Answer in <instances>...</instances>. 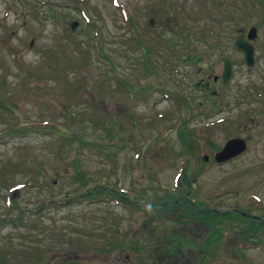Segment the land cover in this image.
<instances>
[{
  "label": "rangeland",
  "instance_id": "374dc122",
  "mask_svg": "<svg viewBox=\"0 0 264 264\" xmlns=\"http://www.w3.org/2000/svg\"><path fill=\"white\" fill-rule=\"evenodd\" d=\"M234 137L247 150L217 162ZM178 189L264 222V0H0V263L213 264ZM241 247L216 264H264Z\"/></svg>",
  "mask_w": 264,
  "mask_h": 264
},
{
  "label": "trees",
  "instance_id": "16d2710c",
  "mask_svg": "<svg viewBox=\"0 0 264 264\" xmlns=\"http://www.w3.org/2000/svg\"><path fill=\"white\" fill-rule=\"evenodd\" d=\"M210 32H211L210 34H212V38H213L214 32H212V30ZM188 39H190L189 35L187 36L185 41H187ZM216 39H217V37L215 38V40ZM210 43H212V42H210ZM186 55L187 56L188 55L191 56V54L189 52H187ZM121 81L122 82L120 84H122L123 88L129 90L131 86L128 87V83H126L124 80H121ZM123 81H124V83H123ZM205 90H207V89H205ZM206 94H208V92ZM209 94L211 95L212 93H209ZM82 141H83L82 139H78L77 140V142H79L80 145H81ZM174 195H175L176 199L173 200L174 202H173L172 205H174L175 208L177 207V208H179V210L182 209V213L183 214L189 213L188 217L190 219H193L196 223H200V222L203 221L207 225H209V228H210L209 229V233L206 236H204L205 241H204L203 245L202 246L199 245V246H200V249H203L204 253L206 255H208V256H206L205 259L210 258V260L213 261V264H216L219 261V257H220V254H221L220 252L222 250H229V248H230V250L240 254L243 251V248L241 246L243 244H247L249 241H254L256 243L259 242V243L264 244V237H263L264 234L263 235L259 234L260 229L264 228V222H262V223L260 222V224H259L257 222V220L253 221L250 218V216H248V214H247L249 211L248 212L244 211L242 208H241L242 211L239 210V209H237V210H228L227 209L225 211L212 210L209 207L212 204H206L205 201H198V202L194 201V203L192 205V203H191L192 200H187V198L190 195H192V193L190 191H188V193H187V192H184V191H180L178 189V191ZM109 198L110 199H117L118 201L122 202L123 204L125 202L123 199L117 198L114 195H110ZM168 201H171V200H168ZM164 202H167V200L164 201ZM197 205H198V207L202 206L204 208L203 209H199L198 207H196ZM204 205H206V206H204ZM171 206H170V208H171ZM168 209H169V207H168V205H166L163 208V211H166ZM186 218H187V216L186 217H184V216L181 217L180 216V218L178 220H179V222L181 224H185V223L190 221V220L188 221V219H186ZM175 220L177 221V219H175ZM225 223L229 226V228L225 227L223 229V226L226 225ZM241 226H242V228H241ZM243 226H245V227H243ZM247 226H249V230H250V227H251V229H254V231L251 234H250V231L248 230ZM239 227H240V229H239ZM242 229L244 230V232H245L244 234L245 235L242 234ZM231 230L233 232H235V234L237 236H239V237H241L243 239H242L241 243H238L236 245H232L231 246L229 244L227 246H224V244H222L224 242L223 241V236H225V233L227 234V231H231ZM193 240L191 239L186 244H188V246L191 247V249H194V248L196 249L198 247H197L196 242L193 243ZM109 243L112 245V244H115V241H112V242H109ZM168 245L169 246H167L168 247L167 250H169L171 248L172 249H177V250L180 249V248L182 249V247L180 246L178 241H176L175 239H172V238L169 240ZM106 246H107V244H105L102 248H100V251H104V252L108 251L109 252L110 249H108V247H106ZM133 247L135 248L136 251H140L139 247L138 248H136L135 246H133ZM120 250L121 251H126L128 249L125 246H122ZM205 254H204V256H205ZM73 260H74L73 264H84L83 261L80 258H78V257H76ZM0 264H2V263H0Z\"/></svg>",
  "mask_w": 264,
  "mask_h": 264
},
{
  "label": "water",
  "instance_id": "95a60500",
  "mask_svg": "<svg viewBox=\"0 0 264 264\" xmlns=\"http://www.w3.org/2000/svg\"><path fill=\"white\" fill-rule=\"evenodd\" d=\"M257 28L253 27L249 29V32L247 34V37H239L238 40L236 41V46L239 50H243L245 53V59L248 65L252 66L255 61V46L253 44V41L257 37ZM34 42H32L30 47H33ZM202 58H198L197 62L200 63ZM224 69L222 73V81L224 83H227L232 75H233V61L230 58H225L224 59ZM248 148V142L245 138L243 137H234L228 142H226L225 146L223 147L222 150L218 151L215 156V160L219 163H225L226 161L241 155L244 153ZM204 159L206 161L209 160V156H204ZM19 192V189H15L13 191L14 196L17 195Z\"/></svg>",
  "mask_w": 264,
  "mask_h": 264
}]
</instances>
